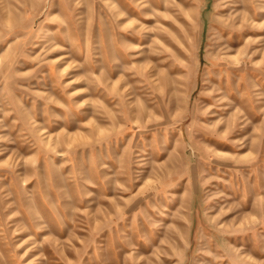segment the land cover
Here are the masks:
<instances>
[{
    "label": "rangeland",
    "instance_id": "obj_1",
    "mask_svg": "<svg viewBox=\"0 0 264 264\" xmlns=\"http://www.w3.org/2000/svg\"><path fill=\"white\" fill-rule=\"evenodd\" d=\"M0 264H264V0H0Z\"/></svg>",
    "mask_w": 264,
    "mask_h": 264
}]
</instances>
